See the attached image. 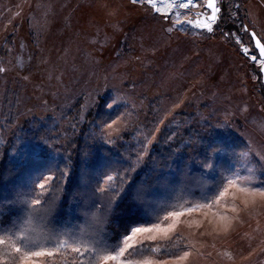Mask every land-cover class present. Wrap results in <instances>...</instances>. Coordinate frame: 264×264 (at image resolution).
<instances>
[{"label": "rangeland", "instance_id": "rangeland-1", "mask_svg": "<svg viewBox=\"0 0 264 264\" xmlns=\"http://www.w3.org/2000/svg\"><path fill=\"white\" fill-rule=\"evenodd\" d=\"M185 2L0 0L1 133L10 135L27 119L49 117L66 131L74 118L103 102L109 110L121 106L101 125L104 138L120 141L130 134L150 150L161 132L186 126L184 119L193 115L198 126L192 131V163L202 167L198 156H209L206 173L220 172L221 185L179 198L170 207L179 216L161 223L168 213L136 226L160 224L161 231L138 234L134 242L144 247L131 259L264 264V196L252 192L264 190L263 61L250 35L252 30L264 44V0H217L214 22L207 18L206 0L177 6ZM223 17L236 26L229 35ZM248 168L254 169L249 191L238 184L220 196L226 181L249 176ZM0 236L7 241L0 245V260L7 264H21L13 260L12 244L69 237L88 242L71 232L0 231Z\"/></svg>", "mask_w": 264, "mask_h": 264}, {"label": "trees", "instance_id": "trees-1", "mask_svg": "<svg viewBox=\"0 0 264 264\" xmlns=\"http://www.w3.org/2000/svg\"><path fill=\"white\" fill-rule=\"evenodd\" d=\"M222 21L229 35L236 26L227 18ZM104 105L90 109L84 118L78 115L62 132L53 117L27 119L7 136L0 129V231L71 232L97 248H111L131 227L175 210L170 207L179 198L221 185L220 172L209 175L203 167L209 156H198L202 167L192 163V131L198 126L193 115L184 119L183 130L181 125L165 129L150 150H144L142 141L130 134L120 141L104 138L101 125L121 110ZM179 130L182 138L176 134ZM48 176L54 179L41 192L39 184ZM108 176L116 177L111 185L105 182ZM37 199L40 203L34 205ZM117 199L128 209V229L108 223L110 201Z\"/></svg>", "mask_w": 264, "mask_h": 264}, {"label": "snow or ice", "instance_id": "snow-or-ice-1", "mask_svg": "<svg viewBox=\"0 0 264 264\" xmlns=\"http://www.w3.org/2000/svg\"><path fill=\"white\" fill-rule=\"evenodd\" d=\"M135 2V0H134ZM151 4L153 0H148ZM182 8H189L193 5V0H188L187 3H180L177 5ZM209 9H212V15L208 18L209 20L216 19V13L219 11L218 8L215 7L214 0H208L207 5ZM205 27H208L211 30V25L206 24ZM259 44V41H257ZM261 52L264 53V46H261ZM256 59V57H253ZM2 71V69H0ZM113 105H108V107H112ZM115 123V121H113ZM108 127H112V125H108ZM247 153H244L243 156L247 157ZM141 159V158H138ZM212 165L208 162H205L203 167L210 168ZM134 170V169H133ZM247 171L250 173L249 176L241 178L237 175L233 179H228L224 186L223 192L220 193V196H223L229 189V187H235L238 184L246 185L241 187V191L248 192L249 186L251 185L252 175L254 174V169L248 168ZM114 176H108L106 179V183L111 185V182L115 179ZM44 183L39 184V188L41 192L46 190L47 185L51 183L54 179L53 176L44 177ZM115 190V186L112 185ZM99 191H103V189H98ZM253 194L256 192L259 195L264 196V190L260 189H252ZM117 197L120 196V193L117 192ZM34 205H38L40 201L37 199L32 201ZM191 211V209H188ZM128 212L123 205L122 199L112 200L110 201V206L108 208V215L110 216V221H108L109 225H120L125 229L129 228V223H125V216ZM182 213L180 212H170L168 216L164 217V220L167 221L169 217L179 216ZM168 228H174V225H168ZM161 231L160 224H154L151 227H131L130 231L127 235L123 236V239L120 243L112 246L111 248L105 247L103 249L97 248L94 245L89 244L88 242L75 240L71 237L67 239H55L50 244H35L33 243L31 246H27L22 244L20 247H16L15 244H12L13 251L15 256L13 260L20 261L21 264H109V262H114V264H152L151 260H143V261H133L131 257L141 255L140 249L144 247L143 243L137 244L135 243V238L138 234L142 233H152ZM167 232V230H165ZM149 240H155V236H149ZM19 242V241H17ZM7 241L0 236V245H5ZM36 249V250H34ZM152 252H158V248L151 249ZM101 252H104V255H100ZM67 253V254H66ZM75 253V256L71 254ZM188 253H185V257H187ZM57 257L59 259L57 260ZM184 257H181L183 259ZM0 264H7V260H0Z\"/></svg>", "mask_w": 264, "mask_h": 264}, {"label": "water", "instance_id": "water-1", "mask_svg": "<svg viewBox=\"0 0 264 264\" xmlns=\"http://www.w3.org/2000/svg\"><path fill=\"white\" fill-rule=\"evenodd\" d=\"M208 0H206V4L205 7L209 10V13L207 15V18H209L212 15V9H209L206 5H207ZM214 4L215 7L217 8V0H214ZM216 18H217V13H216ZM209 20V19H208ZM216 20V19H215ZM214 20V21H215ZM211 22H214L213 20H210ZM250 35L254 44L255 49L257 50V54L259 56V58L263 61L260 67L261 70V74H262V81L264 83V53L261 52V46H264V44L262 43V41L259 39V37L255 34V32H253L252 30H250ZM257 41H259V44L257 43ZM251 59L253 60V57H251Z\"/></svg>", "mask_w": 264, "mask_h": 264}, {"label": "bare ground", "instance_id": "bare-ground-1", "mask_svg": "<svg viewBox=\"0 0 264 264\" xmlns=\"http://www.w3.org/2000/svg\"><path fill=\"white\" fill-rule=\"evenodd\" d=\"M185 3H186V2H185ZM203 22H204L205 24H207V20H204Z\"/></svg>", "mask_w": 264, "mask_h": 264}]
</instances>
